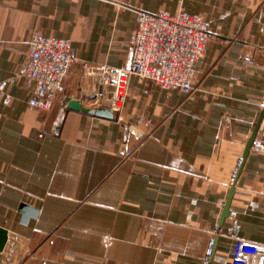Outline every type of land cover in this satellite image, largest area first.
I'll return each mask as SVG.
<instances>
[{"label": "crops", "instance_id": "1", "mask_svg": "<svg viewBox=\"0 0 264 264\" xmlns=\"http://www.w3.org/2000/svg\"><path fill=\"white\" fill-rule=\"evenodd\" d=\"M179 10L211 33L191 96L131 77L112 120L63 112L66 97L97 108L89 71L127 64L136 11ZM34 34L77 60L50 111L27 106L22 80L0 103V264H202L233 183L239 236L264 244V154L231 181L253 133L264 142V0H0V82ZM227 228L209 264H230Z\"/></svg>", "mask_w": 264, "mask_h": 264}, {"label": "built area", "instance_id": "2", "mask_svg": "<svg viewBox=\"0 0 264 264\" xmlns=\"http://www.w3.org/2000/svg\"><path fill=\"white\" fill-rule=\"evenodd\" d=\"M210 38L208 24L201 16L183 10L173 15L136 11L135 29L129 38L131 55L127 64L123 68L98 66L89 71L104 94V97L96 99L95 105L107 106L113 112L120 111L131 77L149 80L161 90H176L186 98L191 96L196 90L192 84L193 68L203 56ZM26 45L25 58L14 76L0 82V103L4 106L10 104L7 87L22 80L28 88L27 106L45 113L65 93V79L77 56L70 43L63 39L34 34ZM107 89H110L108 95ZM249 151L264 154V142L254 140ZM124 156L129 158L132 153L126 152ZM242 162L243 157H239L231 175L232 182L236 180ZM226 220L228 228L224 235L233 241L230 264H264V244L239 236L240 227L235 211L229 210ZM219 234V226L215 224L202 264H209Z\"/></svg>", "mask_w": 264, "mask_h": 264}, {"label": "water", "instance_id": "3", "mask_svg": "<svg viewBox=\"0 0 264 264\" xmlns=\"http://www.w3.org/2000/svg\"><path fill=\"white\" fill-rule=\"evenodd\" d=\"M63 112L66 110H70V111H74V112H81L83 114L95 117V118H100V119H106V120H112L114 118V112L112 110H110L107 106H100L97 108H90V107H86L84 106L80 101L78 100H74L70 97H66L64 99V107L62 108ZM255 139V133H253V135L251 136L250 140L248 141L246 148L244 150V154H243V158H245V156L248 154L249 152V148L252 144V142ZM241 169V168H240ZM240 171V170H239ZM239 175V172H238ZM237 175V177H238ZM237 179V178H236ZM234 183L230 189V192L228 194V197L226 199L224 208L222 210V214L220 217V222H219V226L222 225L223 221L225 220V218L228 216L229 213V208H230V202L234 193ZM20 212L23 214V220L27 219V216H32L34 217L36 214V210L22 204L20 206Z\"/></svg>", "mask_w": 264, "mask_h": 264}]
</instances>
